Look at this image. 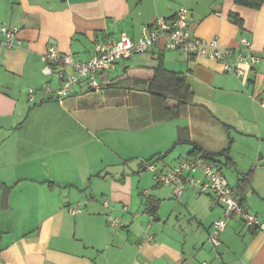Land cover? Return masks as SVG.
I'll list each match as a JSON object with an SVG mask.
<instances>
[{"label":"crops","instance_id":"1","mask_svg":"<svg viewBox=\"0 0 264 264\" xmlns=\"http://www.w3.org/2000/svg\"><path fill=\"white\" fill-rule=\"evenodd\" d=\"M180 8L194 36L230 48L245 39L259 63L239 79L209 57L154 50L96 74L93 92L84 80L61 100L43 91L59 88L56 73H43L49 47L85 62L96 43L136 41ZM3 26L19 31L11 49L0 31V264H264V231L231 217L212 249L211 225L223 214L214 195L185 182L156 185L143 165L154 159L166 170L202 151L229 169L228 185L264 220V3L0 0ZM159 64L184 78L191 102L183 115L154 121L147 91ZM110 214L120 218L116 232Z\"/></svg>","mask_w":264,"mask_h":264},{"label":"built area","instance_id":"2","mask_svg":"<svg viewBox=\"0 0 264 264\" xmlns=\"http://www.w3.org/2000/svg\"><path fill=\"white\" fill-rule=\"evenodd\" d=\"M186 16L187 10L180 8L172 18L158 17L152 25L141 29V35L136 41L121 35L117 40L98 42L85 62L76 60L71 54H61L55 48L49 47L41 57L44 63L43 73L46 75L56 73L59 88L51 91L48 86H44L43 91L52 93L61 100L70 94L72 86L81 80H84L88 88L97 90L99 84L95 80L96 74L113 70L118 61L154 50H177L191 57H209L219 62L225 73L233 74L239 79H244L247 72L259 63L260 58L256 55L251 42L241 39L238 47L230 48L222 47L216 37L205 41L187 30ZM0 31L4 36L3 45L6 48L11 49L18 44L17 27L3 26L0 27ZM67 67L71 68L72 73H65L64 69ZM35 93L34 89L28 90L29 101H33ZM143 165L152 173L156 185H178L185 182L197 186L200 193L209 192L214 195L216 204L222 206L223 214L211 225L208 243L212 249L219 248L220 234L226 227L227 219L231 217L238 218L250 229L264 231V220L244 207L238 189L228 185L221 165L215 159L205 155L184 156L172 168L166 170L158 169L151 161H145ZM195 174H200L205 181L194 178ZM141 195L147 198L146 191ZM80 205L76 203L69 209L70 212L76 213ZM104 206H107V202H104ZM107 225L113 232L118 231L121 227L120 218L108 215ZM152 239L153 237L148 235L147 241Z\"/></svg>","mask_w":264,"mask_h":264},{"label":"trees","instance_id":"3","mask_svg":"<svg viewBox=\"0 0 264 264\" xmlns=\"http://www.w3.org/2000/svg\"><path fill=\"white\" fill-rule=\"evenodd\" d=\"M235 2L250 9H259L264 0H235ZM228 18L232 23L241 26V20L236 14L229 15ZM151 72V82L147 92L154 99L153 120L163 121L183 115V107L191 102V93L184 78L177 73L167 71L161 64L152 68ZM190 155L203 156L205 154L196 150ZM148 161L155 162L156 160Z\"/></svg>","mask_w":264,"mask_h":264},{"label":"rangeland","instance_id":"4","mask_svg":"<svg viewBox=\"0 0 264 264\" xmlns=\"http://www.w3.org/2000/svg\"><path fill=\"white\" fill-rule=\"evenodd\" d=\"M228 170H229V169L223 168V171H222L227 181H229V178H228V173H229V171H228ZM231 184H232V183H230V185H231Z\"/></svg>","mask_w":264,"mask_h":264},{"label":"water","instance_id":"5","mask_svg":"<svg viewBox=\"0 0 264 264\" xmlns=\"http://www.w3.org/2000/svg\"><path fill=\"white\" fill-rule=\"evenodd\" d=\"M91 92L95 91V89H90Z\"/></svg>","mask_w":264,"mask_h":264}]
</instances>
